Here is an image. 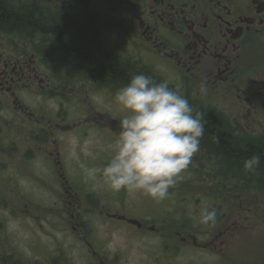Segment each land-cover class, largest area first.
<instances>
[{
	"label": "flooded vegetation",
	"instance_id": "af4514ba",
	"mask_svg": "<svg viewBox=\"0 0 264 264\" xmlns=\"http://www.w3.org/2000/svg\"><path fill=\"white\" fill-rule=\"evenodd\" d=\"M4 1L70 21L83 46L169 81L239 147H264V0ZM124 85L0 24V187L25 201L19 240L0 219V264H264V182L206 140L162 201L88 176L111 158ZM205 206L215 224L198 223Z\"/></svg>",
	"mask_w": 264,
	"mask_h": 264
},
{
	"label": "clouds",
	"instance_id": "9594fccd",
	"mask_svg": "<svg viewBox=\"0 0 264 264\" xmlns=\"http://www.w3.org/2000/svg\"><path fill=\"white\" fill-rule=\"evenodd\" d=\"M206 82L199 90L206 92ZM115 101L125 113L121 131L110 145L112 155L103 168H90L87 174H99L114 192L121 189L139 191L162 201L169 190L183 179L182 173L199 151L204 125L179 88L169 81H155L143 73L135 74L119 88ZM195 112V114H194ZM262 157L254 154L243 161L246 173L259 169ZM217 210L205 206L199 211L198 223L215 224Z\"/></svg>",
	"mask_w": 264,
	"mask_h": 264
},
{
	"label": "trees",
	"instance_id": "16d2710c",
	"mask_svg": "<svg viewBox=\"0 0 264 264\" xmlns=\"http://www.w3.org/2000/svg\"><path fill=\"white\" fill-rule=\"evenodd\" d=\"M0 24L11 28L22 27L30 34L43 37L46 49L54 56L87 66L92 72L119 78L125 84L135 75H128L124 67L114 64L103 56L93 39L88 47L80 44L82 33L74 28L70 21L63 20L56 23L52 18L43 17L33 7L15 9L7 5L4 0H0ZM194 110L199 113V110L195 108ZM200 120L204 125V134L201 139L206 140L211 148L221 152L231 162L243 167V161L246 158L259 154L262 157L259 169L250 175L253 179L264 182V147L262 145L254 144L241 148L237 142L224 136L209 118L203 117Z\"/></svg>",
	"mask_w": 264,
	"mask_h": 264
},
{
	"label": "rangeland",
	"instance_id": "374dc122",
	"mask_svg": "<svg viewBox=\"0 0 264 264\" xmlns=\"http://www.w3.org/2000/svg\"><path fill=\"white\" fill-rule=\"evenodd\" d=\"M125 114V113H124ZM19 143H12L11 146H18ZM12 172L14 170L11 169ZM15 175V172H14ZM17 188L12 187V189L0 187V196H2L0 199H6L7 201L1 200L3 203H0V219L5 222L4 227V233H1L3 235H7L8 237L19 240L22 233L20 228V214L23 213L25 201L21 200L20 195L23 193L22 189L18 186ZM40 195V193H39ZM4 205H7L4 207ZM15 214L17 216H15ZM5 235V236H6Z\"/></svg>",
	"mask_w": 264,
	"mask_h": 264
}]
</instances>
